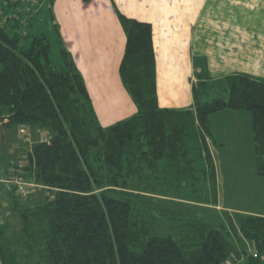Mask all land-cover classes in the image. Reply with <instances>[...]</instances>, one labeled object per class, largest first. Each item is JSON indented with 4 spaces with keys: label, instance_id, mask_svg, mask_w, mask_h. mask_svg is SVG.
<instances>
[{
    "label": "trees",
    "instance_id": "obj_1",
    "mask_svg": "<svg viewBox=\"0 0 264 264\" xmlns=\"http://www.w3.org/2000/svg\"><path fill=\"white\" fill-rule=\"evenodd\" d=\"M54 3L0 0V124L43 131L19 161L46 196L21 199L24 206L9 186L24 248L39 256L32 264H227L244 256L242 264H264L263 215L185 214L190 205L219 206L213 118L222 112L251 115L255 168L264 177V80L229 76L227 95L212 102L201 101L209 84L200 81L194 109L161 108L153 26L117 11L127 38L120 77L137 112L103 126ZM5 232L0 226V264H21Z\"/></svg>",
    "mask_w": 264,
    "mask_h": 264
},
{
    "label": "crops",
    "instance_id": "obj_2",
    "mask_svg": "<svg viewBox=\"0 0 264 264\" xmlns=\"http://www.w3.org/2000/svg\"><path fill=\"white\" fill-rule=\"evenodd\" d=\"M54 11L103 126L137 112L120 77L127 38L117 11L153 26L161 108L194 109L195 79L264 80V0H55ZM10 192L0 182V202L11 205Z\"/></svg>",
    "mask_w": 264,
    "mask_h": 264
},
{
    "label": "rangeland",
    "instance_id": "obj_3",
    "mask_svg": "<svg viewBox=\"0 0 264 264\" xmlns=\"http://www.w3.org/2000/svg\"><path fill=\"white\" fill-rule=\"evenodd\" d=\"M43 10L48 11L46 5ZM52 10L56 18L54 5H52ZM34 27V31H39V26ZM46 27L43 24L41 29ZM28 30L31 32L32 28ZM60 32L63 37L61 27ZM203 65V63H200V66ZM194 84H198L197 79H195ZM226 86L224 80L209 84L207 87L208 93L203 95L201 101L212 102L214 99L226 96ZM201 88L206 90L205 86H200V91H202ZM20 130L21 127L8 125L5 126L3 132L0 129V169H10L9 175L19 164L20 155L31 149L33 145L42 139V130L35 131V134H33V129L29 130V134H22ZM213 132L219 142L214 147L217 150L214 152V158L217 168L216 188L219 196V206L195 207L190 205L187 210L184 206L186 216L193 217L195 215L209 221L219 217L222 221H225L226 212L231 214L236 212L264 214V177H260L255 168L251 115L240 111L222 112L213 118ZM34 192H37L34 195L38 196L37 198L40 200H43V197L46 196L45 189L35 188ZM146 195L149 196L148 198L157 197L152 193ZM19 199L21 201V198ZM28 203L25 204L24 201H21L24 206H27ZM0 205L2 208V210L0 209V226H4L5 235L12 244L11 247L19 254V262L21 264H32V261L36 263L39 259L38 254L35 252V254L29 255V251L24 248L25 235L22 230L21 214L12 207L13 203L10 205L9 202L2 200ZM159 218L157 222L162 220L161 217ZM161 231L167 232L164 226ZM235 245L237 248L241 247L237 240H235ZM248 249L249 253L252 254L254 248L251 244L248 245ZM245 261L246 257L244 256L241 262L234 263L231 261L230 263L242 264Z\"/></svg>",
    "mask_w": 264,
    "mask_h": 264
},
{
    "label": "built area",
    "instance_id": "obj_4",
    "mask_svg": "<svg viewBox=\"0 0 264 264\" xmlns=\"http://www.w3.org/2000/svg\"><path fill=\"white\" fill-rule=\"evenodd\" d=\"M20 131L22 134H29V128L27 127H22ZM45 139L47 140L46 137ZM25 164L26 163L21 159L19 161V169L17 170V172L14 175H11L9 178H6L4 180L0 179V182L12 187L15 190L16 195L22 200L26 201L29 200L34 194L35 188L45 189V187L39 186L25 179L24 173L22 171V169L25 167ZM252 254L255 258L259 257V253L256 250H253ZM260 258L264 261V254H261ZM227 264L231 263L228 262Z\"/></svg>",
    "mask_w": 264,
    "mask_h": 264
},
{
    "label": "water",
    "instance_id": "obj_5",
    "mask_svg": "<svg viewBox=\"0 0 264 264\" xmlns=\"http://www.w3.org/2000/svg\"><path fill=\"white\" fill-rule=\"evenodd\" d=\"M0 121H1V119H0ZM0 129L3 132V126L1 124H0Z\"/></svg>",
    "mask_w": 264,
    "mask_h": 264
}]
</instances>
